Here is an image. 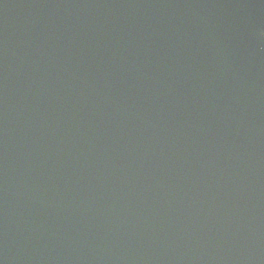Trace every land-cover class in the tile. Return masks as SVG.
Masks as SVG:
<instances>
[{
    "label": "water",
    "instance_id": "obj_1",
    "mask_svg": "<svg viewBox=\"0 0 264 264\" xmlns=\"http://www.w3.org/2000/svg\"><path fill=\"white\" fill-rule=\"evenodd\" d=\"M264 0H0V264H264Z\"/></svg>",
    "mask_w": 264,
    "mask_h": 264
},
{
    "label": "clouds",
    "instance_id": "obj_2",
    "mask_svg": "<svg viewBox=\"0 0 264 264\" xmlns=\"http://www.w3.org/2000/svg\"><path fill=\"white\" fill-rule=\"evenodd\" d=\"M261 35H264V32H262Z\"/></svg>",
    "mask_w": 264,
    "mask_h": 264
}]
</instances>
